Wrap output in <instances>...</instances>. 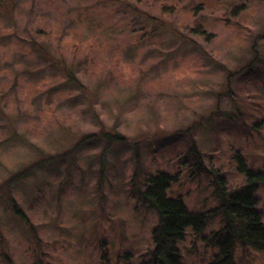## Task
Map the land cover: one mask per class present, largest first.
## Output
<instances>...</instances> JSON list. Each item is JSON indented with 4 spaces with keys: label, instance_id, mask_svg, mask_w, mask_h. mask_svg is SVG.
<instances>
[{
    "label": "rangeland",
    "instance_id": "374dc122",
    "mask_svg": "<svg viewBox=\"0 0 264 264\" xmlns=\"http://www.w3.org/2000/svg\"><path fill=\"white\" fill-rule=\"evenodd\" d=\"M102 130L125 141L105 149ZM237 153L264 170V0H0V184L44 160L0 188V264H141L159 219L134 178L176 175L169 195L209 212L214 173L227 192L246 183ZM257 197L264 215V185ZM221 227L189 230L184 262L210 264Z\"/></svg>",
    "mask_w": 264,
    "mask_h": 264
},
{
    "label": "trees",
    "instance_id": "16d2710c",
    "mask_svg": "<svg viewBox=\"0 0 264 264\" xmlns=\"http://www.w3.org/2000/svg\"><path fill=\"white\" fill-rule=\"evenodd\" d=\"M241 9V7L235 8L233 15L238 14ZM193 31L201 36H206L207 40L212 38V35L207 34L202 27L197 26ZM34 45L39 47L36 42ZM61 67L69 80L84 90L83 83L73 74L67 64L65 63ZM100 133L107 142L105 149L116 142L125 141L124 136L119 133L105 130ZM91 136L94 137L96 134L89 135L87 138H91ZM191 153L195 154V159L201 165L202 158L195 146L192 147ZM136 155V158L139 159V152ZM236 158L238 172L246 177V183L233 192H227L223 176L214 173L220 193V204L216 209L209 212L192 211L186 206L183 197H171L169 195L172 185L178 181L176 175L159 171L149 175L141 186H138L134 178L133 192L136 193L139 200L148 204L149 208L157 213L159 219L158 225L152 233L154 247L147 250L143 255V257L148 256L150 259H143L141 264H186L180 250V244L184 243L188 231L192 230L195 235L202 234L210 219L217 216H220L222 227L213 231L208 239H204L214 249L210 264H238L236 252L239 247L245 252L264 253V215L259 210L257 197L260 186L264 185V170L249 169L241 153H237ZM42 162L44 160L40 159L28 168L20 170L12 175L7 183L0 184V188H9L12 181L26 178ZM207 172L212 173L208 169ZM8 200L14 214L27 225L33 227L31 220L18 203L11 196ZM100 248L102 251L100 261L107 263L110 258L108 244L102 241Z\"/></svg>",
    "mask_w": 264,
    "mask_h": 264
}]
</instances>
